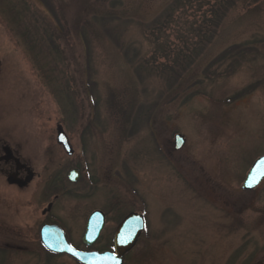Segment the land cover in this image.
<instances>
[{"label": "rangeland", "instance_id": "obj_1", "mask_svg": "<svg viewBox=\"0 0 264 264\" xmlns=\"http://www.w3.org/2000/svg\"><path fill=\"white\" fill-rule=\"evenodd\" d=\"M173 1L56 0L59 29L42 0H0V154L36 175L20 188L0 168V264H69L38 228L82 245L96 209L106 234L145 214L125 264L264 263V181L242 187L264 155V0L239 2L203 46L204 7L168 15ZM235 45L249 51L213 63Z\"/></svg>", "mask_w": 264, "mask_h": 264}, {"label": "water", "instance_id": "obj_2", "mask_svg": "<svg viewBox=\"0 0 264 264\" xmlns=\"http://www.w3.org/2000/svg\"><path fill=\"white\" fill-rule=\"evenodd\" d=\"M57 142L61 144L64 150L72 155L74 153V148L71 145L69 137L61 125L57 126ZM186 143V139L182 134H176L175 136V149H181ZM34 178V173L30 172L25 180L18 179L15 174H9L7 181L9 184H17L20 188L26 187ZM70 180L77 182L81 178V173L79 169H73L69 173ZM264 179V156L258 158L249 170L247 177L243 183L244 190H251L258 186L260 182ZM251 185V186H249ZM53 202L49 203L48 207L43 211L45 214L47 211L52 209ZM101 215L99 219L100 224L104 222L102 211H95L88 221L87 231L84 234L83 240L85 243L90 244L92 240L97 238L101 225L94 228L92 223L96 221L97 217ZM146 226V220L142 213H131L129 214L119 225L118 233L121 232L119 242L117 243V252L119 253L121 259L122 255L127 251L131 250L135 243L137 242L139 236L142 234ZM45 229L55 230V235L53 234H42V238L46 245L54 251L57 252H69L76 256L79 260L83 262H88L89 254L75 250L66 240L63 235L62 230L59 227H48ZM58 235V237H57ZM55 236V237H54ZM94 238V239H91ZM255 264H264L262 261H258Z\"/></svg>", "mask_w": 264, "mask_h": 264}, {"label": "flooded vegetation", "instance_id": "obj_3", "mask_svg": "<svg viewBox=\"0 0 264 264\" xmlns=\"http://www.w3.org/2000/svg\"><path fill=\"white\" fill-rule=\"evenodd\" d=\"M0 168H4L7 171L6 172L7 177L9 174L13 173L17 176L18 179L25 180L27 178V176L30 174V172L34 173V178L36 176L35 172L33 171V169L31 168V166L28 163L23 162L21 160L20 161L17 160L12 154H10L9 151H7L6 153L0 154ZM73 169H78V168H73ZM80 173H81V171H80ZM81 175H82V173H81ZM13 185H17V184H13ZM113 202H114V200H113ZM96 210H101V209H96ZM96 210H94V211H96ZM50 211H47L46 213H48ZM94 211H92L89 214V216L85 222L84 231H83L82 236H81L82 245L75 244L72 241L70 235L68 234L67 228L64 227L63 225H60V224H58L56 222H52V221L42 223L38 228V238H39L38 241L41 244L42 248L45 249L44 251L48 255L53 256V257H66L69 260V264H120L121 257L119 255V253L117 252V247H116L118 227H119L120 223L124 220V218L128 214L135 212V211H130L128 214L124 215L122 217V219H120L118 221V223H116L113 226V228L106 234L105 230H106V227L108 224V221H107L108 217H107L106 212L101 210L104 214V215H102L104 222L102 223L100 233L98 234L97 238H95V239L91 238L94 240H92V242L90 244H85L83 242V236H84V233L86 231L88 219L90 218V216L92 215V213ZM124 211L125 210H123L121 212L124 213ZM100 218H101V215H99L97 217V220L94 224L96 228L99 227V225H101L99 222ZM147 224H148V220H147ZM55 226H60L63 229L64 234H65L68 242L70 244H72L77 250L84 251V252L91 254L90 262L83 263L71 254L54 252V251L49 250L45 246V244L42 241V232L45 228L55 227ZM47 232H48L47 234L55 235V230H53V229L47 230ZM125 256H126L125 254L122 255L123 264H125V261H126ZM61 264H64V263H61ZM65 264H68V263H65Z\"/></svg>", "mask_w": 264, "mask_h": 264}, {"label": "trees", "instance_id": "obj_4", "mask_svg": "<svg viewBox=\"0 0 264 264\" xmlns=\"http://www.w3.org/2000/svg\"><path fill=\"white\" fill-rule=\"evenodd\" d=\"M42 1L48 8L49 12L52 14V17L54 18L57 27H59V29L60 27L63 28L64 27L63 22L58 18V14H57V8H56L57 3H55L56 0H42ZM241 1L243 0H174L166 9V12H168L169 15L170 13H172V11L178 8H182L184 6L193 7L194 5L195 6L199 5L200 8L204 7L205 8V9L203 8L204 20L202 21L200 26L201 38H203L201 44L203 46L211 41V39L215 36L216 32L218 31L220 25L222 24L223 20L228 15L229 11L235 8L238 5V3ZM254 1L259 2L261 0H254ZM57 27H52L51 31L53 32L50 35L53 36L55 35V37L57 36L56 33L58 30ZM80 32L81 33H79V36L82 38L84 44L87 46L86 48L88 54L87 57H89L90 51L88 44V34L83 27L80 28ZM59 36L60 35H58L57 37ZM48 39L51 40L52 45L55 47L56 50H58L55 38L49 36L48 34ZM246 51H249L248 47L236 46V45L232 46L226 51H224L222 54H220L218 58L216 57L213 63H216L222 57H225L226 55L230 54V52H234L233 54L239 57L242 56L243 53ZM89 65L90 63L88 62V67ZM245 92H247V90Z\"/></svg>", "mask_w": 264, "mask_h": 264}, {"label": "bare ground", "instance_id": "obj_5", "mask_svg": "<svg viewBox=\"0 0 264 264\" xmlns=\"http://www.w3.org/2000/svg\"><path fill=\"white\" fill-rule=\"evenodd\" d=\"M259 185H261V183H260ZM256 188H257V187H256Z\"/></svg>", "mask_w": 264, "mask_h": 264}, {"label": "snow or ice", "instance_id": "obj_6", "mask_svg": "<svg viewBox=\"0 0 264 264\" xmlns=\"http://www.w3.org/2000/svg\"><path fill=\"white\" fill-rule=\"evenodd\" d=\"M249 186H251V185H249ZM119 242V241H118Z\"/></svg>", "mask_w": 264, "mask_h": 264}]
</instances>
